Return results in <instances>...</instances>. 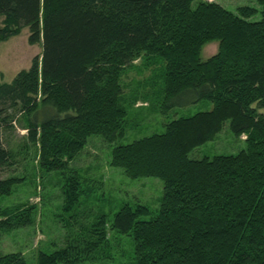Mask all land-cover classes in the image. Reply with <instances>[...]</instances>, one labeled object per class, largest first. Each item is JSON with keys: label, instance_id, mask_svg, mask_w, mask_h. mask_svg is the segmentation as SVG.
<instances>
[{"label": "trees", "instance_id": "16d2710c", "mask_svg": "<svg viewBox=\"0 0 264 264\" xmlns=\"http://www.w3.org/2000/svg\"><path fill=\"white\" fill-rule=\"evenodd\" d=\"M197 2V3H196ZM237 12L210 0H0V42L29 27L42 54L11 83H0V173L13 152L1 130L28 117L27 137L40 146V168L65 175L64 209L74 211L82 181L70 162L91 135L107 142L125 136L121 77L142 56L166 62L162 109L208 100L211 110L179 117L163 133L116 146L111 165L131 178L164 181L160 209L123 205L112 227L134 240L136 264H264V0ZM259 20H251L257 14ZM219 51L201 60L203 45ZM247 135L238 154L193 159L225 123ZM19 178L0 176V196ZM35 204L0 211L10 232L33 226ZM75 217V214H74ZM70 229L64 245L40 251L37 264L94 261L109 244L107 216ZM77 223V224H76ZM0 264H27L21 251Z\"/></svg>", "mask_w": 264, "mask_h": 264}, {"label": "rangeland", "instance_id": "374dc122", "mask_svg": "<svg viewBox=\"0 0 264 264\" xmlns=\"http://www.w3.org/2000/svg\"><path fill=\"white\" fill-rule=\"evenodd\" d=\"M210 1L233 12H237L241 6H254L260 10L263 7L259 0ZM260 18L259 13L251 20ZM2 24L3 17L0 16V26ZM29 35V27H24L19 34L0 42V83H11L19 71L30 68L34 57L41 56L42 43L30 44ZM219 44V41L213 40L203 45L201 60L206 61L216 55ZM165 67V60L159 56L143 53L122 75L120 105L127 111L125 136L107 142L101 135H91L84 149L70 162L71 168L81 176L83 190L80 203L72 212L64 209V173H44L40 168V146L29 141L25 129L28 117L19 112L13 128L1 130L3 142L13 156L0 176L16 177L19 182L14 185L12 194L0 196V211L22 204H35L37 215L33 226L10 232H4L0 227V254L21 251L27 264H37L40 251L50 253L64 245L70 229L76 228L72 226L69 229V221L74 225L77 220L80 224H87L104 214L107 216L109 236L107 249L97 254L94 261L82 264H136L133 237L121 234L112 227L114 216L125 204L147 206L150 212L142 215L141 219L150 220L156 216L164 181L158 177L127 176L122 168L111 165L112 151L118 145L163 133L171 120L213 107L212 102L202 100L164 112ZM246 138L244 133L236 136L231 130L230 121H227L215 139L193 149L189 157L202 159L220 154H238L246 148Z\"/></svg>", "mask_w": 264, "mask_h": 264}]
</instances>
